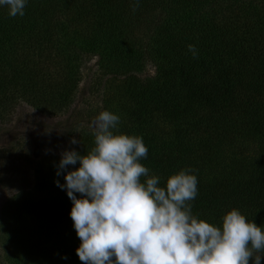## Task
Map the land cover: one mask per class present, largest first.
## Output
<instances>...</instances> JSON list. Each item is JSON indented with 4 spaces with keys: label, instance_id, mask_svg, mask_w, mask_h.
<instances>
[{
    "label": "trees",
    "instance_id": "trees-1",
    "mask_svg": "<svg viewBox=\"0 0 264 264\" xmlns=\"http://www.w3.org/2000/svg\"><path fill=\"white\" fill-rule=\"evenodd\" d=\"M132 3L27 0L23 17L0 6V122L21 103L64 113L80 59L95 57L101 110L120 117L119 133L142 137L148 154L139 162L161 186L196 169L193 215L222 227L235 208L264 231V0H139L135 12ZM147 63L154 75L142 78ZM78 142L81 155L94 146L90 126ZM60 159L31 160L32 186L3 203L7 264H83L72 201L56 184L79 162L58 176Z\"/></svg>",
    "mask_w": 264,
    "mask_h": 264
},
{
    "label": "clouds",
    "instance_id": "clouds-1",
    "mask_svg": "<svg viewBox=\"0 0 264 264\" xmlns=\"http://www.w3.org/2000/svg\"><path fill=\"white\" fill-rule=\"evenodd\" d=\"M27 0H0L11 17L25 15ZM134 0L131 10L139 8ZM196 57L194 45H188ZM120 117L100 112L91 122L94 146L81 155L61 153L57 175L72 201L70 217L81 241L76 255L83 264H260L264 231L238 209L228 211L222 227L192 214L198 194L196 169L161 177L139 161L148 148L141 136L118 132ZM71 144L79 143L72 139ZM143 178V182H142ZM75 193L81 194L77 198ZM18 194V193H17Z\"/></svg>",
    "mask_w": 264,
    "mask_h": 264
},
{
    "label": "rangeland",
    "instance_id": "rangeland-1",
    "mask_svg": "<svg viewBox=\"0 0 264 264\" xmlns=\"http://www.w3.org/2000/svg\"><path fill=\"white\" fill-rule=\"evenodd\" d=\"M97 61L91 56L80 59L76 98L64 113L37 112L21 103L5 121L0 122V209L12 195L32 186L31 160L61 156L63 151L75 149L77 144L70 141L73 138L78 141L80 129L89 127L102 112L101 96L106 85H103L105 77ZM154 71V67L147 63L141 77H151ZM0 264H7L1 241Z\"/></svg>",
    "mask_w": 264,
    "mask_h": 264
}]
</instances>
